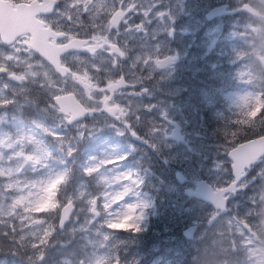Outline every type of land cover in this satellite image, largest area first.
I'll list each match as a JSON object with an SVG mask.
<instances>
[{
  "label": "rangeland",
  "instance_id": "1",
  "mask_svg": "<svg viewBox=\"0 0 264 264\" xmlns=\"http://www.w3.org/2000/svg\"><path fill=\"white\" fill-rule=\"evenodd\" d=\"M119 1L111 6L109 0H66L57 11L72 35L105 47L117 42L126 48L127 57L121 61L107 51L75 56V75L70 81H52L54 89L49 92L75 89L92 101L99 118L98 86L88 80L100 82L104 75L110 80L117 72H127L140 95L125 93L129 101L122 108L149 121L143 147L127 139L122 144L114 141L108 134L123 137L119 127L108 133L104 126H90L85 133L82 125L69 126L52 106L38 111L31 124L21 121L16 109L29 104L16 97L21 76L31 78L40 72L44 78L49 66L39 61L40 67L34 68L25 59L12 58L15 51L0 48V220L5 218L16 233L10 239L26 246L24 257L0 259V264H183L195 248L200 256H209L207 261L201 258L202 264H264V160L241 186L231 214L213 230L206 227L212 209L186 197L175 178L180 169L192 180L223 184L230 177L228 152L243 125L264 121V102L258 101L259 92L264 95V0H132L127 34L122 30L116 34L109 27L107 11ZM219 1L235 7L250 3L262 16L246 18L241 27L238 22L207 25L203 13ZM93 9L102 16L92 17ZM221 34L235 44L219 45ZM241 42L243 50L238 47ZM167 55H179L181 61L162 71L158 60ZM107 66L113 73H104ZM190 73L191 78L182 76ZM146 80H151V87L142 85ZM169 120L187 125L189 141L175 144L166 139ZM51 140L77 161L51 162ZM78 151L80 156L75 157ZM129 156L133 160H123ZM149 179L157 190L156 225H163L160 217L174 218L166 224L172 234L161 240L168 241L161 244L162 253L152 242L160 239L155 221L153 231L144 211L151 202L144 190ZM69 200L77 203L76 210L70 223L57 231L56 209ZM95 200H100L99 208L93 207ZM201 221L204 230L193 240L179 233ZM243 222L256 226L259 237L250 235ZM68 233L85 239L83 258L60 255L55 262L43 255L54 235Z\"/></svg>",
  "mask_w": 264,
  "mask_h": 264
},
{
  "label": "water",
  "instance_id": "2",
  "mask_svg": "<svg viewBox=\"0 0 264 264\" xmlns=\"http://www.w3.org/2000/svg\"><path fill=\"white\" fill-rule=\"evenodd\" d=\"M51 6V5H50ZM226 6L215 8L208 15L209 19L213 17L222 15L225 13ZM248 11H251L250 8H245ZM21 10L11 11L7 6L0 5V36L3 41L6 43H11L15 38L24 32L25 21L20 18ZM38 11L35 12L37 14ZM50 51L48 48L44 47V44H35V49L41 51L42 49ZM77 48L73 46L70 49ZM67 49V50H70ZM64 50L63 52H65ZM58 53L48 56V60L54 64L57 69H60V66L57 62ZM171 59H166L160 62L162 67H165L167 64L171 63ZM57 104L61 108V111L68 113L72 111L73 113L79 114L82 113V108L79 106L78 102L75 101L73 97L65 96L56 99ZM178 132L174 131V134L171 138L176 140H181L178 138ZM264 156V137L255 139L252 141L245 142L239 145L237 148L231 150L229 157L233 160L232 169L233 175L235 176V181L231 183L228 187L224 189H219L214 191L212 186L208 185L205 181L198 182L197 196L206 201H211L216 209H221L223 213L227 211V198L225 197L228 192H235L236 185L245 177V171L247 168H250L259 158ZM181 182H184V179L181 178ZM73 210V205L70 203L62 210V216L60 220V227H64L68 222L71 212ZM196 230V227H191L186 230V237L190 238Z\"/></svg>",
  "mask_w": 264,
  "mask_h": 264
},
{
  "label": "flooded vegetation",
  "instance_id": "3",
  "mask_svg": "<svg viewBox=\"0 0 264 264\" xmlns=\"http://www.w3.org/2000/svg\"><path fill=\"white\" fill-rule=\"evenodd\" d=\"M7 1H11V2H14V3H18V2L30 3L31 1H34V0H7ZM58 1L59 2L57 4L56 11H58L63 6V4H64V2L66 0H58ZM68 1L74 2L76 0H68ZM130 1H132V0H120V2L125 3L127 6H130V4H131ZM54 17H55V15H52L50 17L40 16L41 19H43V20L46 21V23H47L48 26H50V27H52L54 29H57L58 25H57V21H56V19ZM246 18H250V17L247 16L246 14H244V13H235V14L233 13L231 15H228L227 18H224V17L223 18H218V19H215L213 21H206L205 23L207 25H214V24H221L222 25V24H224V22L226 20H229V19H234L235 20L236 19L235 21L238 22L239 26L241 27V25H242L241 23H244V21H245ZM122 22H123V18H122L121 24H122ZM30 39H31V35L28 34V33L27 34H24V35H22V36H20L18 38L17 44H18L19 49H20L19 59H20V61H22V59H25V61H26L25 64L34 65V63H35L34 60H40L39 59L40 57L32 51L31 45H30ZM69 39H70L69 36H67L66 39H57L56 44H58V45L59 44H63V43H65ZM51 41L53 42V40H51ZM227 41L231 45L235 44V40L227 39ZM238 47L240 49H244V47L241 44ZM70 57H71V55H68V54L64 55L62 57V63L64 65H66L68 68L71 69V74H72L74 72V69H73V63L70 61ZM122 75H123V73H121V72L115 73V79L118 78V77H120V76H122ZM24 83H25L26 87L23 89V91H26V94H29V92H31L33 88H36V86H37L36 84H38L37 81H33L32 79H28ZM133 86H135V84H133ZM121 91L122 90H117L114 93V95L111 96L110 98H108V96H105L104 99H103V101L106 100V99H109V104L113 105L114 97L115 96L118 97ZM97 100L98 99L95 97V101H97Z\"/></svg>",
  "mask_w": 264,
  "mask_h": 264
},
{
  "label": "trees",
  "instance_id": "4",
  "mask_svg": "<svg viewBox=\"0 0 264 264\" xmlns=\"http://www.w3.org/2000/svg\"><path fill=\"white\" fill-rule=\"evenodd\" d=\"M249 134H246L244 139L248 138ZM256 136V134H253ZM58 218H56V221ZM14 230L11 229V226L6 222H0V257H8L12 254V252H21L22 249L26 248V246H18L16 241H12L10 238H14ZM16 243V245H15ZM65 244V245H64ZM83 241L78 236L65 235L63 236V241H60V238L56 235L51 238L49 242L45 245L43 254L47 256H51L54 261H58L60 255H67L70 258H75L76 256L79 258H83ZM84 245V244H83ZM191 254L194 255V259L196 263L202 264L203 262H199L200 255L194 252H190L189 255H186V260L190 259ZM189 261V260H188ZM188 264H191L189 261Z\"/></svg>",
  "mask_w": 264,
  "mask_h": 264
},
{
  "label": "bare ground",
  "instance_id": "5",
  "mask_svg": "<svg viewBox=\"0 0 264 264\" xmlns=\"http://www.w3.org/2000/svg\"><path fill=\"white\" fill-rule=\"evenodd\" d=\"M93 11H94V14H96V11H98V10L93 9ZM107 67H108V66H107Z\"/></svg>",
  "mask_w": 264,
  "mask_h": 264
}]
</instances>
